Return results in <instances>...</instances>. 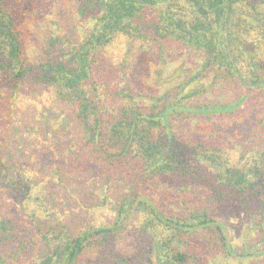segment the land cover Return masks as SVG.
Masks as SVG:
<instances>
[{
    "label": "trees",
    "instance_id": "trees-1",
    "mask_svg": "<svg viewBox=\"0 0 264 264\" xmlns=\"http://www.w3.org/2000/svg\"><path fill=\"white\" fill-rule=\"evenodd\" d=\"M39 1L0 0V264H264V0H77L81 22L32 57L18 8ZM144 50L164 61L183 51L198 68L159 94L125 90ZM44 110L60 111L58 124ZM252 111L234 149L187 128ZM31 135L34 158L54 161L44 177L18 153ZM97 174L117 193L83 205L78 226L55 187ZM170 180L176 206L148 192ZM238 211L251 231L243 245L230 235Z\"/></svg>",
    "mask_w": 264,
    "mask_h": 264
},
{
    "label": "rangeland",
    "instance_id": "rangeland-1",
    "mask_svg": "<svg viewBox=\"0 0 264 264\" xmlns=\"http://www.w3.org/2000/svg\"><path fill=\"white\" fill-rule=\"evenodd\" d=\"M18 9H20L19 14H21L20 17L27 36V49L32 57H40L43 54V44L51 33L69 31L81 22L77 15V0H40L33 7L21 6ZM165 58L164 61L154 51L149 50H144L138 54L128 77L122 83L123 88L131 92L141 91L159 94L186 80L198 68V60L183 51L169 52ZM52 111L44 110L42 114H39L44 124L45 122L58 124L60 111L59 113ZM256 116L255 111L248 112L241 120H237L228 126L209 120H191L187 128L189 133L196 138L220 139L234 149L247 142L253 126L256 124ZM31 137L33 136L28 137L31 143L26 141L23 146L20 145L18 153L27 157L30 156V153L33 154L32 157L36 161L35 167L33 163L27 165L33 166V171L38 170L44 177V173H47L50 168L49 166H55L54 161L49 159V154L34 158L35 145L39 144L40 140L35 144V139ZM50 138V136L45 137L47 140ZM0 139L4 142L8 137L5 135L4 138ZM57 163L59 164L60 161L58 160ZM55 188L61 206L68 215L73 216L72 219L78 226L85 223L90 216L83 205H90L97 195L109 193L116 195L117 193L114 186L108 184L106 187L104 186L102 174H97L95 180L79 183L70 181V183H66V188L57 186ZM148 192L154 199L168 206H176L179 203L180 190L176 180L159 181L153 184ZM3 200L1 204L10 209L8 210L9 213L19 215L18 220L21 223L28 222L27 216L20 212L18 207L12 208L16 203L6 198ZM231 223L233 225L230 229L231 237L240 245L247 244L251 231L243 211H238L234 217L232 216ZM89 264L103 263L92 262Z\"/></svg>",
    "mask_w": 264,
    "mask_h": 264
}]
</instances>
